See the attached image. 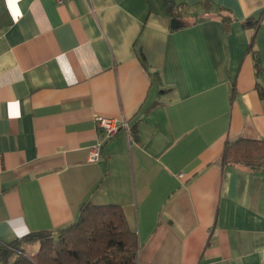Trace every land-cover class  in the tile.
Here are the masks:
<instances>
[{
  "label": "crops",
  "instance_id": "obj_1",
  "mask_svg": "<svg viewBox=\"0 0 264 264\" xmlns=\"http://www.w3.org/2000/svg\"><path fill=\"white\" fill-rule=\"evenodd\" d=\"M174 1L199 19L172 29L161 0H0V243L89 201L122 208L139 264H264V171L221 158L228 138L264 141V0ZM98 114L136 142L102 140Z\"/></svg>",
  "mask_w": 264,
  "mask_h": 264
},
{
  "label": "trees",
  "instance_id": "obj_2",
  "mask_svg": "<svg viewBox=\"0 0 264 264\" xmlns=\"http://www.w3.org/2000/svg\"><path fill=\"white\" fill-rule=\"evenodd\" d=\"M161 2L168 19L175 18L179 21L178 27L199 19L197 14L187 13L188 7L183 2ZM199 6L209 10L213 4L210 0H202ZM216 10L215 14L226 23L228 14H222L224 9L221 7ZM186 16L191 19L185 20ZM251 20L250 18L248 22L255 26L257 21ZM243 24L247 25L246 21ZM252 44L253 37L250 39V49ZM252 55L258 69L257 55L253 50ZM140 62L145 68L141 58ZM148 73L153 75L149 71ZM257 89L263 96L262 90ZM221 158L229 164L264 171V141L243 136L228 138ZM22 240L37 245L35 259L23 255L19 240L14 239L0 243L1 264H139L136 233L128 225L122 208L117 204H92L84 201L72 222L55 229L31 231L23 235Z\"/></svg>",
  "mask_w": 264,
  "mask_h": 264
},
{
  "label": "built area",
  "instance_id": "obj_3",
  "mask_svg": "<svg viewBox=\"0 0 264 264\" xmlns=\"http://www.w3.org/2000/svg\"><path fill=\"white\" fill-rule=\"evenodd\" d=\"M64 0H57V2H62ZM96 128L102 133V140L106 139L110 135L114 134L120 128H123L127 139L130 143L136 142L132 133L129 131L127 120L123 117H113L106 115H96L94 118ZM101 140V141H102ZM101 141H96L90 149V159H96L98 156ZM181 175V173H179ZM15 238L20 242L21 253L28 258L35 259V251L26 245L20 235H15Z\"/></svg>",
  "mask_w": 264,
  "mask_h": 264
},
{
  "label": "water",
  "instance_id": "obj_4",
  "mask_svg": "<svg viewBox=\"0 0 264 264\" xmlns=\"http://www.w3.org/2000/svg\"><path fill=\"white\" fill-rule=\"evenodd\" d=\"M169 25L171 28H176L179 25V21L175 18H170L169 19Z\"/></svg>",
  "mask_w": 264,
  "mask_h": 264
},
{
  "label": "rangeland",
  "instance_id": "obj_5",
  "mask_svg": "<svg viewBox=\"0 0 264 264\" xmlns=\"http://www.w3.org/2000/svg\"><path fill=\"white\" fill-rule=\"evenodd\" d=\"M30 245V244H29ZM31 246V245H30ZM32 247V246H31ZM33 248L35 249V245L33 246Z\"/></svg>",
  "mask_w": 264,
  "mask_h": 264
}]
</instances>
